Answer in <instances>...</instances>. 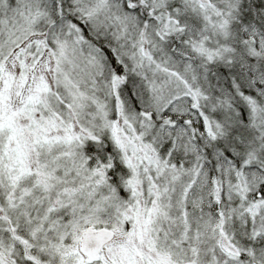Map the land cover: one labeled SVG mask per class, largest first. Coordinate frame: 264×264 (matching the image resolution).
I'll return each mask as SVG.
<instances>
[{"label":"snow or ice","instance_id":"1","mask_svg":"<svg viewBox=\"0 0 264 264\" xmlns=\"http://www.w3.org/2000/svg\"><path fill=\"white\" fill-rule=\"evenodd\" d=\"M0 264H264V0H0Z\"/></svg>","mask_w":264,"mask_h":264}]
</instances>
